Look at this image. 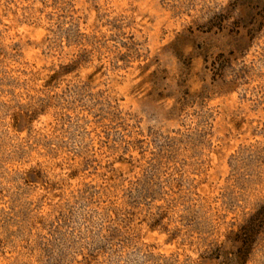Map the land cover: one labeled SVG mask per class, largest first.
Masks as SVG:
<instances>
[{"label": "rangeland", "instance_id": "rangeland-1", "mask_svg": "<svg viewBox=\"0 0 264 264\" xmlns=\"http://www.w3.org/2000/svg\"><path fill=\"white\" fill-rule=\"evenodd\" d=\"M263 205L264 0H0V264H225Z\"/></svg>", "mask_w": 264, "mask_h": 264}, {"label": "trees", "instance_id": "trees-1", "mask_svg": "<svg viewBox=\"0 0 264 264\" xmlns=\"http://www.w3.org/2000/svg\"><path fill=\"white\" fill-rule=\"evenodd\" d=\"M264 221V205L260 207L255 214H253L234 234H233V242L240 243V245H244L242 249L238 248V253L234 254L232 257L225 258V264H243L245 261L246 253L249 247V236H252L256 233L255 230L259 229Z\"/></svg>", "mask_w": 264, "mask_h": 264}]
</instances>
